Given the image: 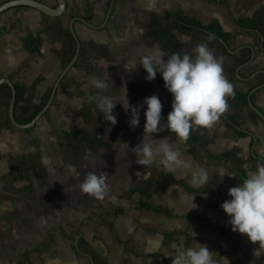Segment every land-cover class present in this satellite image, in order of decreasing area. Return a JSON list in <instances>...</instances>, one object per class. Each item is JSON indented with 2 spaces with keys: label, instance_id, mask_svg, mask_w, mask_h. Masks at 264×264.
<instances>
[{
  "label": "crops",
  "instance_id": "crops-1",
  "mask_svg": "<svg viewBox=\"0 0 264 264\" xmlns=\"http://www.w3.org/2000/svg\"><path fill=\"white\" fill-rule=\"evenodd\" d=\"M72 16L95 27L74 21L78 56L32 127L9 122L10 90L0 86V264H172L171 246L187 248L194 241L218 262L224 257L228 264H264V257L252 255L257 245L231 231L220 208L231 199L228 189L242 182L235 164L247 174L264 160V122L247 102L249 95L264 113V0H65L59 15L12 6L0 13V77L22 87L14 107L18 121L44 104L70 59ZM177 18L217 21L228 32L226 46L204 29L180 26ZM200 43L222 60L233 85L228 111L212 128L193 130L183 144L167 130L153 134L170 137L181 151L185 165L176 173L158 160L150 167L136 164L132 149L143 137L146 105L132 129L130 110L122 104L127 99L140 106L156 94L163 124L172 96L159 73L147 81L141 65L128 71L125 64L138 62L154 46L192 56ZM93 76L108 84L100 94L118 102L114 126L87 102L97 94ZM224 152L228 157L218 155ZM197 165L209 174L200 188L188 183ZM220 170L233 177L221 178ZM90 171L108 175L103 200L79 191L77 177Z\"/></svg>",
  "mask_w": 264,
  "mask_h": 264
},
{
  "label": "clouds",
  "instance_id": "clouds-1",
  "mask_svg": "<svg viewBox=\"0 0 264 264\" xmlns=\"http://www.w3.org/2000/svg\"><path fill=\"white\" fill-rule=\"evenodd\" d=\"M192 51V56L175 52L168 54L154 46L150 53L142 56L138 62L125 64L128 71L134 70L137 64L141 65L147 73V81L154 80L159 73L164 88L172 96L171 111L163 124V105L156 94L145 97L140 106L129 105L127 99L126 104L121 103L126 112L130 110L131 118L128 123L132 129L139 126V109L146 105L143 137L141 143L132 149L136 156L135 163L138 165L150 167L158 160L166 171L176 173L185 165V161L181 151L170 143V137L174 135L179 143H186L193 130L212 128L229 109L228 97L234 95V88L224 75L222 60L204 43L195 45ZM165 56L167 59H164ZM91 85L97 90V94L89 95L87 102L95 103L98 113L114 126L117 119L113 110L118 102L112 96L100 94L108 88V84L93 76ZM165 130L170 133V137L153 139V134ZM42 163L50 166L52 161L44 157ZM72 171L75 172L74 167ZM219 175L221 178L224 175L233 177L224 170H220ZM107 177L104 172H87L82 180L77 177L79 191L97 200H103L108 193ZM208 181L207 169L197 165L188 183L200 188ZM227 195L231 199L222 202L220 208L228 217L227 223L231 225V231L245 235L250 243L257 245L252 252L254 258L264 257V162H257L255 170L249 171L240 184L230 187ZM194 207L193 204L192 208ZM171 247L173 251L168 256L172 257V264H228L224 257L220 262L214 260V252L195 241L187 248L175 244Z\"/></svg>",
  "mask_w": 264,
  "mask_h": 264
},
{
  "label": "water",
  "instance_id": "water-1",
  "mask_svg": "<svg viewBox=\"0 0 264 264\" xmlns=\"http://www.w3.org/2000/svg\"><path fill=\"white\" fill-rule=\"evenodd\" d=\"M15 5H27L30 7H33L45 14H49V15H59L64 11L65 8V0H56V3L54 5H49L41 0H4L0 2V13L3 12L4 10L15 6ZM75 20H81L83 22H85L86 24L95 27V25H93L92 23H90L89 21H87L86 19L80 17V16H72L69 20L68 23V28L70 31V34L72 35L74 41H75V48L74 51L70 57V59L68 60V62L66 63V65L62 68V70L60 71L59 75L56 77V79L54 80L51 89L49 91L48 97L46 98L44 104L39 108V110L31 117V119H29L26 122H21L18 121L15 117L14 114V107H15V99H16V90H15V85L14 83L10 80V78L6 77V76H1L0 77V86L2 84H5L9 87L10 90V96H9V100H8V105H7V117L9 122L18 128H27V127H32L35 124V121L39 118V116L41 114H43L48 107L50 106L56 87L59 84V80L60 77L68 70V68L74 63V61L76 60L79 50H80V40L76 34L75 28H74V21ZM209 33H211L212 35H214V33H212L211 31H207ZM219 40L226 46V43L224 41V39L219 38ZM253 53V51H252ZM264 72V71H263ZM247 102L248 105L254 110V112L263 120L264 122V113L257 107L255 106L251 99L250 96L248 95L247 97ZM264 162V160H263Z\"/></svg>",
  "mask_w": 264,
  "mask_h": 264
},
{
  "label": "trees",
  "instance_id": "trees-1",
  "mask_svg": "<svg viewBox=\"0 0 264 264\" xmlns=\"http://www.w3.org/2000/svg\"><path fill=\"white\" fill-rule=\"evenodd\" d=\"M176 21L182 27L194 26V27H197L200 29H204L206 31H211L218 38L226 39L228 37V32L223 30V28L220 26V24L217 21H213V22H209V23H202L199 19H196V18H189V19L177 18ZM37 42H39V40ZM2 85H4V84H2ZM15 90H16V97L22 93V87L17 85V84H15ZM240 96L242 97L243 101H246V95L241 94ZM39 108L40 107L36 108L35 111L33 112V114L30 117L23 119L22 122H26L29 119H31V117L39 110ZM218 155L221 157H228L229 153L224 152V153H221ZM235 167H236V170L240 174L242 181H243V179L246 176L245 171L237 164H235Z\"/></svg>",
  "mask_w": 264,
  "mask_h": 264
},
{
  "label": "rangeland",
  "instance_id": "rangeland-1",
  "mask_svg": "<svg viewBox=\"0 0 264 264\" xmlns=\"http://www.w3.org/2000/svg\"><path fill=\"white\" fill-rule=\"evenodd\" d=\"M4 120L7 122V117L4 115Z\"/></svg>",
  "mask_w": 264,
  "mask_h": 264
}]
</instances>
